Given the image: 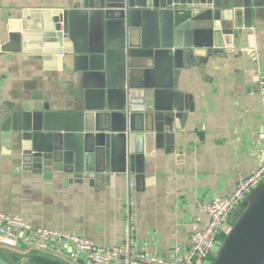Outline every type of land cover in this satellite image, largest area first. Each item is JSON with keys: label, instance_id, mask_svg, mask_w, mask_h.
<instances>
[{"label": "water", "instance_id": "95a60500", "mask_svg": "<svg viewBox=\"0 0 264 264\" xmlns=\"http://www.w3.org/2000/svg\"><path fill=\"white\" fill-rule=\"evenodd\" d=\"M263 17L264 0H69L64 9L25 12L1 51L61 54L75 96L68 110L10 109L2 144L10 159L48 177L140 173L138 149L184 117L176 76L231 51ZM223 233L212 264H264V182ZM36 258L67 264L38 250L0 249V264H44Z\"/></svg>", "mask_w": 264, "mask_h": 264}, {"label": "crops", "instance_id": "0c3cea01", "mask_svg": "<svg viewBox=\"0 0 264 264\" xmlns=\"http://www.w3.org/2000/svg\"><path fill=\"white\" fill-rule=\"evenodd\" d=\"M68 2L0 0V129L7 112L18 105L68 110L73 104L76 85L61 54L42 60L38 53L1 51L25 12L64 9ZM261 80L264 17L253 21L231 51L176 76L184 117L172 121L167 131L160 127L158 138H148L138 149L143 152L140 173L112 175L109 181L34 173L10 159L0 138V210L100 245L122 246L128 236L133 252L170 259L177 246L189 247L192 222L205 225L209 220L197 204L230 196L239 176L258 167V134L264 131ZM16 245L23 249L10 250H36L23 242ZM38 252L56 258L53 252Z\"/></svg>", "mask_w": 264, "mask_h": 264}, {"label": "built area", "instance_id": "2783aa9c", "mask_svg": "<svg viewBox=\"0 0 264 264\" xmlns=\"http://www.w3.org/2000/svg\"><path fill=\"white\" fill-rule=\"evenodd\" d=\"M261 90L264 94V80H261ZM258 139L261 144L258 167L249 176H239L237 187L230 196L197 204L198 210L207 214L209 220L205 225L192 222L189 247L177 246L170 259L133 252L128 236L122 246L100 245L81 235L33 226L26 219L2 210L0 240L15 244L23 242L29 248L53 252L56 258L67 259L72 264H212L223 242L222 236H225L223 227L233 223V212L264 182V131L258 134ZM126 230L129 233L130 226Z\"/></svg>", "mask_w": 264, "mask_h": 264}, {"label": "rangeland", "instance_id": "374dc122", "mask_svg": "<svg viewBox=\"0 0 264 264\" xmlns=\"http://www.w3.org/2000/svg\"><path fill=\"white\" fill-rule=\"evenodd\" d=\"M238 215V209H236L234 212H233V217L236 218V216ZM0 246L1 247H6V248H9V249H13V250H16V251H21L23 248H20V247H17V245L13 242H10L9 244H3V243H0ZM66 262H68L69 264H72L70 261H68L67 259H64Z\"/></svg>", "mask_w": 264, "mask_h": 264}, {"label": "trees", "instance_id": "16d2710c", "mask_svg": "<svg viewBox=\"0 0 264 264\" xmlns=\"http://www.w3.org/2000/svg\"><path fill=\"white\" fill-rule=\"evenodd\" d=\"M223 238H224V236H223ZM36 260L39 261V262H41V263H44V264H53L52 262L47 261V260H39V259H36Z\"/></svg>", "mask_w": 264, "mask_h": 264}]
</instances>
